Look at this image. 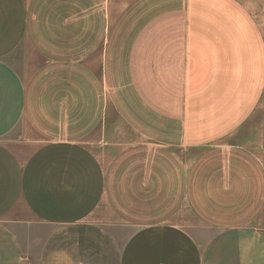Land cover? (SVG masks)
<instances>
[{"label": "crops", "instance_id": "obj_1", "mask_svg": "<svg viewBox=\"0 0 264 264\" xmlns=\"http://www.w3.org/2000/svg\"><path fill=\"white\" fill-rule=\"evenodd\" d=\"M0 264H264V0H0Z\"/></svg>", "mask_w": 264, "mask_h": 264}]
</instances>
